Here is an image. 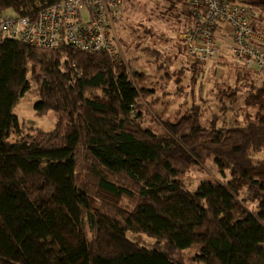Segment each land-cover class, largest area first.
Masks as SVG:
<instances>
[{
	"label": "trees",
	"instance_id": "1",
	"mask_svg": "<svg viewBox=\"0 0 264 264\" xmlns=\"http://www.w3.org/2000/svg\"><path fill=\"white\" fill-rule=\"evenodd\" d=\"M165 1L163 16L176 11L183 28L178 44L165 48L162 38L147 41L151 30L126 34L120 25L118 41L134 53L128 63L65 43L52 51L0 43V264H190L185 252L195 246L191 261L201 264H264V81L256 77L264 73L235 61L230 36L217 39L233 59L229 81L216 79L219 114L203 123L204 105L194 102L165 119L171 86L183 92L187 78L193 92L222 51L191 59L181 37L191 11ZM248 1L264 35V0ZM60 2L0 0V14L34 21ZM28 93L40 97L37 117L55 113L52 131L26 129L15 115ZM157 119L166 132L148 127ZM199 163L215 172L191 191L181 178Z\"/></svg>",
	"mask_w": 264,
	"mask_h": 264
},
{
	"label": "built area",
	"instance_id": "2",
	"mask_svg": "<svg viewBox=\"0 0 264 264\" xmlns=\"http://www.w3.org/2000/svg\"><path fill=\"white\" fill-rule=\"evenodd\" d=\"M181 1L193 17L192 27L181 36L191 59L217 58L221 50L217 39L230 36L235 61L264 73V35L253 29L258 12L248 0ZM123 6V0H61L34 21L0 14V43L14 40L43 51L65 43L80 52H106L127 60L129 53L121 51L116 34Z\"/></svg>",
	"mask_w": 264,
	"mask_h": 264
},
{
	"label": "rangeland",
	"instance_id": "3",
	"mask_svg": "<svg viewBox=\"0 0 264 264\" xmlns=\"http://www.w3.org/2000/svg\"><path fill=\"white\" fill-rule=\"evenodd\" d=\"M123 3L125 5V8L127 6L129 7V9L124 12L125 16L123 14L124 17L116 26L117 36L118 33L121 34V26L124 27L123 32H126V34L137 33V35H140L141 33H144L146 30L149 29L152 32L149 35L150 39L147 38L148 42H152L154 40H157L158 38H162V44L165 48H168L171 45L174 46L175 44H178L177 40L175 39V35L176 37H178L176 33L182 31L183 28H180V23H178V25H175L176 11L173 14H170L172 16H163V14L166 13V10L169 8V2L165 0H133L132 4L127 5V3L123 0ZM180 8L181 6L178 5L177 12L180 11ZM8 14L11 15V12H8ZM181 20H183V18ZM135 38V36L129 38V42H133ZM221 46L222 51L220 59L217 61H210L205 63V75L203 79H201V82L198 83L197 87L193 92L192 88L187 86L189 85V79L187 78L183 79V92H178L174 84L173 86H171L169 92H171L172 94L165 99L166 101H171L169 102L170 104L168 106V109H166L164 112L165 119H170L176 113L181 111L184 112L188 108H192L194 102L195 105H197V103L199 105H204L205 111L203 123L205 122V120L212 121L213 115L215 113L219 114L217 112L218 106L215 103V100H217V90H215L216 79H219L220 81H229V79L231 78L230 76L233 72V68L230 65L233 64V59L230 55L228 45L226 42H223L221 43ZM120 49L122 52H124V54L129 53L127 60L125 58V60L122 58L123 61L128 63L129 58L133 56L134 53L131 51H127L125 47H123L121 44ZM177 67L178 65L172 66V70ZM186 76L190 77L191 73L186 72ZM179 87H177V89ZM39 100L40 97L29 93L25 94V96L21 98L19 104L15 108V115L18 116L20 122L25 125L26 129L34 128L44 131H52L56 127L57 123L55 113L53 111H50L46 116L42 118L37 117L35 112V105L37 104V102H39ZM163 108L164 107L159 105L156 108V111L163 112ZM235 117V111L233 109L229 110V113L227 115L228 124H230ZM157 121L158 123H149L148 127L158 133H163L164 131L166 132V128L162 120L157 119ZM210 166L212 165L201 163H199V167L194 166L188 175L183 176L181 178L183 185H185V187H187V189L191 191L196 190V188L201 182L213 178V172H215V170ZM214 178L219 182L221 181V177L218 174L214 175ZM128 236L131 240H137L145 244L147 247H151L155 242L153 239L147 237L146 235L135 236L129 234ZM199 249L200 248L198 246H195L185 252V256L187 257L190 264H201L197 261H191V258L196 255Z\"/></svg>",
	"mask_w": 264,
	"mask_h": 264
},
{
	"label": "crops",
	"instance_id": "4",
	"mask_svg": "<svg viewBox=\"0 0 264 264\" xmlns=\"http://www.w3.org/2000/svg\"><path fill=\"white\" fill-rule=\"evenodd\" d=\"M228 40H230V39H228ZM256 77H257V79L259 81L258 83L264 81V76L262 74H257Z\"/></svg>",
	"mask_w": 264,
	"mask_h": 264
}]
</instances>
